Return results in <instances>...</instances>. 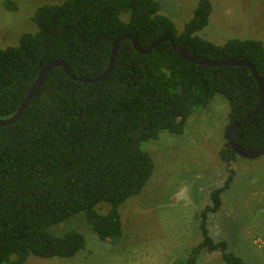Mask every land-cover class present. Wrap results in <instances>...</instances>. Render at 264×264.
Here are the masks:
<instances>
[{"label": "trees", "instance_id": "trees-1", "mask_svg": "<svg viewBox=\"0 0 264 264\" xmlns=\"http://www.w3.org/2000/svg\"><path fill=\"white\" fill-rule=\"evenodd\" d=\"M161 10L157 0H65L39 7L31 18L36 30L22 34L18 47L0 48V119L17 113L51 63L65 62L77 79L103 74L123 35L133 36L142 49L171 35L178 48L201 60L249 62L264 85V42L216 45L199 36L209 25L211 0L198 1L182 32ZM218 95L229 105L228 131L256 109L260 89L248 68L192 64L170 42L144 55L132 41H122L112 73L99 83L75 81L63 68L51 71L21 118L0 126V264L75 258L86 238L72 227L56 229L79 215L102 242L120 240L121 207L142 194L155 171L143 144L165 132L183 134L190 116ZM233 140L249 151L264 147V105ZM219 156L230 178L211 193L212 206L201 219L203 241L177 264H198L205 250L221 253L224 264H247L208 230L238 155L226 143ZM105 204L110 207L103 214Z\"/></svg>", "mask_w": 264, "mask_h": 264}, {"label": "rangeland", "instance_id": "rangeland-1", "mask_svg": "<svg viewBox=\"0 0 264 264\" xmlns=\"http://www.w3.org/2000/svg\"><path fill=\"white\" fill-rule=\"evenodd\" d=\"M65 0H0V48L18 47L22 34L34 32L32 16L46 4ZM161 14L182 32L199 0H157ZM11 2L17 10H9ZM208 27L199 36L216 45L231 39L264 42V0H211ZM229 105L216 96L206 109L194 112L183 134L162 133L143 144L155 171L142 194L121 207L123 237L102 242L79 215L56 229L71 227L84 235L85 250L72 259L30 257L25 264H177L203 241L202 214L212 206L211 193L226 186L230 172L219 154L227 140ZM233 178L222 194V208L208 217L215 241L247 264H264V156H237ZM102 206V213L109 211ZM198 264H224L219 252L202 251Z\"/></svg>", "mask_w": 264, "mask_h": 264}, {"label": "water", "instance_id": "water-1", "mask_svg": "<svg viewBox=\"0 0 264 264\" xmlns=\"http://www.w3.org/2000/svg\"><path fill=\"white\" fill-rule=\"evenodd\" d=\"M124 40L132 41L134 44V48L140 54H144V55L150 54L156 47H158L162 43L170 42L174 51L176 52V54L180 58H182L183 60H185L189 63L197 64V65L208 67V68H221V67H246V68H248L251 71V73L253 74L254 78L256 79L258 86H259V89H260L259 103H258L256 109L251 114H249L246 118L242 119L241 121L237 122L236 124H234L233 126H231L229 128V130L227 131V134H226V140H227L228 145L233 149L234 153L236 155L242 157V158L253 160V159H258V158L264 156V147L259 151H249V150H245V149L241 148L240 146H238L233 140L234 133L238 129L243 127L245 124H247L254 116H256L260 112V110L262 109V107L264 105V85H263V82L260 79L255 67L252 64H250L249 62H237V61L236 62L235 61L218 62V61L201 60L197 57H193L185 49L178 48L175 45L174 38L171 35H163L162 37H160L158 40H156L147 49H142L139 46V44L137 43V40L131 35H123V36L118 37L113 44L112 57H111L110 65L107 68V70L103 74H101L100 76L93 78V79H89V80H82V79H77V78L73 77V75L70 73L69 67L67 66V64L65 62L58 61V62L51 63L40 73V75L37 78L32 90L29 92V94L27 95L25 100L22 102L21 106L17 110V113L15 115H13L11 118L0 119V126H9V125L15 124L21 118V116L23 115L26 108L32 103L34 98L39 93V91H40L46 77L48 76V74L51 71H53L55 68H63L65 70L66 74L71 79H74L75 81H79V82L86 83V84L99 83V82L107 79L114 69L118 46Z\"/></svg>", "mask_w": 264, "mask_h": 264}]
</instances>
